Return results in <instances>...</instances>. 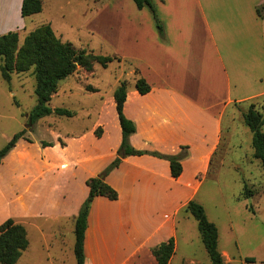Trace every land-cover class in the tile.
<instances>
[{
    "label": "crops",
    "instance_id": "obj_1",
    "mask_svg": "<svg viewBox=\"0 0 264 264\" xmlns=\"http://www.w3.org/2000/svg\"><path fill=\"white\" fill-rule=\"evenodd\" d=\"M154 2L163 23V38L149 18L148 8L136 10L126 0L128 13L136 20L128 21L125 15L123 36L116 35V43L120 44L106 45L112 48L113 54L120 56V61L132 68L135 80L141 76L151 85L145 94L136 87L127 90L124 113L136 126L130 135L131 145L168 154H176L182 146H188L189 153L182 159V173L177 178L172 176L166 158L149 153L122 158L105 177L119 191L118 198L98 195L90 206L84 241L85 264H157L152 248L170 237H174L175 251L169 264H213L207 250L200 253L193 247L195 236L183 234L185 246L180 252L179 236L182 235L178 234V216L188 201L195 198L203 178L218 175L226 167V162H231L230 149L233 150L238 143L229 144L231 139L242 134V126L235 120V105L243 106L264 95V17L256 11L264 0ZM21 4L22 0H0V34L26 29L28 16H22ZM113 101L115 116L111 122L116 126V137L107 147L108 157L104 156L98 166L95 161L87 164V154L83 150L109 135V126L107 128L104 123L95 126V135L98 126L102 131L100 137H89L90 143L85 141L88 137L81 134L72 139L75 145L68 142L66 146L67 143L57 141L56 146H46L51 147V151L56 150L58 155L68 152L76 158L75 165L84 170L80 178L76 172L72 173L73 179H77L76 186L58 185L57 196L49 194L46 197L41 191L48 173L53 176L64 174L60 170L64 163H58V155L48 156L40 148V153L35 155L29 147H22L33 145L21 138L27 144L16 143L15 149L3 158L0 192L5 193L7 201L12 204L13 217L26 226L28 237L26 224L30 225L33 220L48 223L51 232L60 228L64 221H72L74 225L80 204L89 193L86 180L112 161L121 143L122 130L114 96ZM221 145L225 147L220 153ZM226 147H229L227 151ZM233 166L242 169L240 164ZM186 177L189 180L195 178V185L191 180V185L183 184ZM172 185V193L179 194L173 202L170 200L172 193L168 196ZM122 191L126 196L124 201ZM147 192L160 193L164 201L168 198L161 204L171 210L167 217L159 218L162 208L152 206L151 213L146 205L141 204V196L135 195ZM96 203L111 208L110 217L102 221L98 238L92 237L91 225ZM253 215L256 216L257 212ZM185 219L190 221L186 216ZM230 226L234 230L231 217ZM38 229L43 232L42 224ZM42 238L41 243L45 240L44 236ZM218 245L224 264H233L232 253L221 247L220 235ZM29 247L30 240L27 249ZM237 248L244 260L242 264H256L257 257L253 253L256 249L244 253L239 243Z\"/></svg>",
    "mask_w": 264,
    "mask_h": 264
},
{
    "label": "rangeland",
    "instance_id": "obj_2",
    "mask_svg": "<svg viewBox=\"0 0 264 264\" xmlns=\"http://www.w3.org/2000/svg\"><path fill=\"white\" fill-rule=\"evenodd\" d=\"M127 1L140 11L133 0ZM12 5L13 2L10 6L12 7ZM43 5L42 11L27 17L26 29L19 30V44L30 31L42 23H50L62 40L71 42L77 48H85L96 54H113L112 48L106 44H120L116 43V35L123 36L122 25L125 22L123 17L126 15V19L132 22L136 20L130 15L131 13H128L130 10L126 0H43ZM10 6H8V13L11 12ZM144 8H148L146 9L148 16L153 20L155 29L159 34L151 10L149 7ZM2 62L0 60V149L15 133L26 129L22 140H27L26 142L33 146L22 147H29L28 149L35 155L40 153V148L48 156L53 153L57 156L56 150L51 151V147L46 148L41 141H51L52 146H56L57 141L60 144L67 143L66 146L68 142L75 145L72 139L85 134L88 137L85 141L90 143L89 137H100L94 133L95 126L104 123L107 128L109 126V135L103 137L102 141H98L96 145L89 144V148L84 149L83 152L85 155L87 154L86 162L88 165L91 161H95L96 166H98L104 156L108 157L107 147L113 142L117 131L114 122H111V118L115 116L114 91L123 81L126 82L129 91L136 87L135 74L131 73L132 68L130 66L122 61L112 60L107 66L95 62L93 71L78 67L73 74L60 79L57 90L49 103L52 108L64 107L71 110L73 114L51 113L39 118L30 128L26 125L28 113L37 103L36 78L33 68L25 72H13L11 79L6 80L1 72ZM250 102H253L256 109L264 113V95L244 103L243 106L235 105V120L242 126V134L240 137L231 139L229 144L233 146V141L238 143V146L235 145L233 150L230 149L231 162H226V167L218 175L203 178L199 191L194 198L203 205L208 218L216 223L220 232L221 247L228 248L232 253L233 264H242L244 261L238 252V243L244 253L256 249L253 252L257 257L256 264H264V168L260 160L253 155L252 132L244 123L243 111L247 110ZM262 129L264 131V125ZM20 139L17 143L21 141ZM26 142L21 141L23 144H27ZM224 147V145L220 146V153ZM13 149L15 147L6 156ZM188 149L187 146L189 153ZM228 149L229 147L226 151ZM18 151H21V148ZM120 155L117 151L116 156ZM58 156L60 157L58 163H64L60 169L61 173L64 174L61 176L47 174L41 191L46 197L49 194L57 196L59 192L56 187L58 185L72 188L77 182V179H73L72 173L76 172L79 178L84 173L81 166L75 165L76 158L68 155V152L60 153ZM237 158H240L241 161ZM110 163H107L95 176L102 174ZM235 164H240L242 169L234 168L233 165ZM190 180L195 185L196 179L190 178ZM190 180L186 177L183 184L191 185ZM244 186H247L253 194L244 196ZM173 190L174 186L172 185L168 196ZM135 195L141 196V204L146 205L151 213L153 211L152 206L162 208L159 212L160 219L169 215L168 211L171 210L162 207L161 204L164 200L160 198V193L147 192L136 193ZM87 196L88 194L82 200L80 207ZM178 196L179 194L172 193L170 200L173 202ZM121 198L122 201L126 198L123 191ZM167 199L165 198L164 202ZM110 209L100 203L94 205V213L91 218L92 237L98 238L103 219L111 215ZM13 210L12 204L7 201L6 194L0 192V221L2 222L8 217H15ZM255 212H257L256 216L253 215ZM184 216L188 217L190 221L184 220ZM229 216L234 224V230H231ZM178 219V234L182 235L179 236L180 252L185 246L183 244L185 235L183 234L195 236L196 242L193 247L197 249V252L206 251L199 237L195 217L184 208L181 210ZM41 224L43 232L38 229ZM62 224L60 228H55L52 232L50 231L52 227L49 228L48 223L33 220L30 225L26 224L29 229L30 247L22 254L16 264H77L74 253V225L72 221H64ZM42 236L45 239L43 243L40 239ZM87 253L89 252L87 251ZM30 255L32 256L29 257Z\"/></svg>",
    "mask_w": 264,
    "mask_h": 264
},
{
    "label": "trees",
    "instance_id": "obj_3",
    "mask_svg": "<svg viewBox=\"0 0 264 264\" xmlns=\"http://www.w3.org/2000/svg\"><path fill=\"white\" fill-rule=\"evenodd\" d=\"M139 9L149 7L155 19L160 37L163 38V23L158 15L154 0H134ZM42 0H22L21 14L23 17L31 16L42 11ZM257 14L264 17V3L256 8ZM19 30H9L0 34V60L2 76L6 80L11 79L13 72H25L33 68L36 78L35 93L37 103L28 113L27 126L33 127L35 122L48 114H67L73 112L64 107L50 106L52 95L56 92L60 79L73 74L78 67H84L88 71L94 70V63L99 62L103 66L112 60L120 61L116 54H96L85 48H77L71 42L62 40L54 31L50 23H42L27 35L21 44ZM136 88L141 94L151 89V85L144 77L136 78ZM116 111L122 130V139L118 153L102 174L91 176L86 180L89 193L82 203L78 214L74 219V253L77 264H85L84 241L88 225V215L93 199L98 195H104L109 199H117L118 191L105 179L109 171L119 165L122 158L127 155H140L149 151L133 147L130 143V135L136 130L135 123L124 113V103L127 96V85L123 81L114 91ZM244 123L252 132L253 155L260 160L264 168V113L256 109L253 102L249 103L246 111H243ZM102 128L95 130L100 135ZM26 129L15 133L11 139L0 149V164L7 153L16 145L20 138H24ZM26 138V137H25ZM43 146L52 145L51 141L42 140ZM158 157L166 158L170 162L171 174L177 178L182 173V159L188 155L187 146L177 154H165L158 151L149 152ZM252 191L244 186V196L252 195ZM197 220L202 242L213 264H224L222 253L219 249V231L216 223L211 221L201 203L195 199L188 201L185 207ZM29 246V237L26 226L14 217H8L0 224V264H16L20 256ZM175 251L174 237L161 242L152 248V253L157 264H169V260ZM250 259V258H247Z\"/></svg>",
    "mask_w": 264,
    "mask_h": 264
}]
</instances>
